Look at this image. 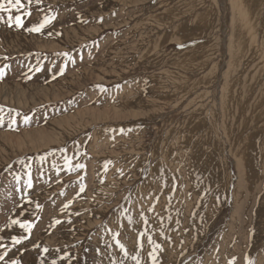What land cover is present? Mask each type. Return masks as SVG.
Returning a JSON list of instances; mask_svg holds the SVG:
<instances>
[{
  "label": "rangeland",
  "instance_id": "rangeland-1",
  "mask_svg": "<svg viewBox=\"0 0 264 264\" xmlns=\"http://www.w3.org/2000/svg\"><path fill=\"white\" fill-rule=\"evenodd\" d=\"M238 1L0 13V264H264V0Z\"/></svg>",
  "mask_w": 264,
  "mask_h": 264
},
{
  "label": "snow or ice",
  "instance_id": "snow-or-ice-1",
  "mask_svg": "<svg viewBox=\"0 0 264 264\" xmlns=\"http://www.w3.org/2000/svg\"><path fill=\"white\" fill-rule=\"evenodd\" d=\"M42 2V0H0V13H8L7 16V23L9 27H12L13 24L15 25L16 28H21L24 26V20L23 17L29 16L31 15L30 10L25 11V8L28 6H31L32 4H36L39 5ZM13 10L18 13L15 16L12 15ZM55 19V16L53 15H46L43 17V19L36 24L33 27H30L27 29V31L32 32V33H39L41 32L47 24L51 23V21H53ZM63 55L67 56V53H64ZM5 59H7L5 57ZM37 71H39V69H36ZM3 69H0V78H2L3 76ZM60 74H63V68H61L60 70ZM29 79L31 77H28ZM55 78V77H53ZM101 91H106V89L101 88ZM25 120H27V117H25ZM12 123H15V121L13 120ZM110 162H106L105 164V169H107V164ZM76 168H83L85 167L83 164H76L75 165ZM101 183H103V181H101ZM29 187H31V181H29ZM84 191V187L81 186L80 188V192ZM68 205H65V207H67ZM37 207H39V205H37ZM129 219V223H131V217L128 218ZM56 223H59V221H56ZM14 224H19L20 228L24 230L25 233H29L31 232V229L33 227V224L30 222H20L18 220H10L8 227H11ZM141 235H143V233H141ZM28 239V236L26 235H21V236H13L11 238V244L12 246H16L21 244L24 240ZM148 242L151 244L152 243V239L151 237H148ZM118 246L121 248V250L123 251V245H119ZM161 246L159 244L154 245V249L153 251H155L156 249H159ZM44 252H47L48 249L44 248L43 249ZM151 255V254H150ZM8 256V251H4L3 254H0V261H5V258ZM134 260H136V264H140V261L134 256L133 257ZM246 264H252L251 260L246 257ZM11 264H19L18 261L13 260L11 262ZM41 264H43V262H41ZM53 264H55V261H53ZM152 264H156V258L155 256H152ZM234 264V262H233Z\"/></svg>",
  "mask_w": 264,
  "mask_h": 264
},
{
  "label": "bare ground",
  "instance_id": "bare-ground-1",
  "mask_svg": "<svg viewBox=\"0 0 264 264\" xmlns=\"http://www.w3.org/2000/svg\"><path fill=\"white\" fill-rule=\"evenodd\" d=\"M206 1H207V0H206ZM233 1H234V0H233ZM239 1H241V0H239ZM239 1H238V2H239ZM251 1H252V0H251ZM255 1H256V0H255ZM202 2H203V1H202ZM202 2H201V3H202ZM235 2H236V1H235ZM238 2H237V3H238ZM241 2H242V1H241ZM232 3H233V2H232ZM237 3H235V4H237ZM239 3H240V2H239ZM242 3H243V2H242ZM248 3H249V2H248ZM194 5H195V4H194ZM214 5H215V4H214ZM232 6H233V5H232ZM238 6H239V5H238ZM238 6H236V7L238 8ZM241 6H242V5H241ZM262 6H263V5H262ZM233 7H234V6H233ZM239 7H240V6H239ZM263 7H264V6H263ZM263 7H262V9H263ZM237 8H235V9H237ZM198 10H199V9H198ZM198 10H197V11H198ZM244 10H245V9H244ZM263 10H264V9H263ZM263 10H262V11H263ZM170 11H171V10H170ZM210 12H211V10H210ZM165 13H166V12H165ZM205 13H206V12H205ZM235 13H236V12H235ZM241 13H243V12L241 11ZM245 13H246V11H245ZM239 14H240V13H239ZM262 15H263V14H262ZM262 15H261V16H262ZM142 16H143V15H142ZM165 16H166V15H165ZM169 16H170V15H169ZM169 16H168V17L166 16V18H169ZM197 16H198V15H197ZM205 17H206V16H205ZM237 17H238V16H237ZM241 17L243 18V15H242ZM170 18H171V17H170ZM206 18H207V17H206ZM261 18H262V17H261ZM236 20H237V19H236ZM240 20H241V19H240ZM240 20H239V21H240ZM244 20H246V17H245ZM244 20H243V21H244ZM146 21H147V20H146ZM245 22H246V21H245ZM240 23H241V22H240ZM255 24H256V23H255ZM245 25H247V24L245 23ZM259 25H260V24H259ZM239 26H240V25H239ZM262 26H264V25H262ZM87 29H88V28H87ZM236 30H237V29H236ZM257 30H258V29H257ZM72 31H73V30H72ZM90 31H91V30H90ZM248 31H249V30H248ZM259 31H260V29H259ZM240 32H241V31H240ZM246 32H247V30H246ZM235 33H236V32H235ZM242 33H243V31H242ZM248 33H249V32H248ZM248 33H247V34H248ZM67 34H68V33H67ZM243 34H244V33H243ZM243 34H242V35H243ZM242 35H241V36H242ZM234 36H235V35H234ZM239 36H240V35H239ZM247 37H248V36H247ZM242 38H243V37H242ZM249 38H250V37H249ZM243 39H245V38H243ZM243 39H242V40H243ZM252 39H253V38H252ZM68 40H69V39H68ZM248 40H249V39H248ZM14 41H15V40H14ZM238 41H239V40H238ZM246 41H247V40H245V42H246ZM254 41H255V39H254ZM239 42H240V44H241L243 41H242V42L239 41ZM248 42H249V41H248ZM250 42H251V40H250ZM8 43H9V42H8ZM169 43H170V42H169ZM176 44H177V43H176ZM240 44H239V46H240ZM249 44H250V43H249ZM252 44H254V43L252 42ZM26 46H27V45H26ZM52 46H53V45H52ZM235 46H236V45H235ZM254 46H255V45H254ZM200 47H201V46H200ZM236 47H238V46H236ZM242 47H243V44H242ZM256 47H257V46H256ZM201 48H203V47H201ZM251 48H252V47H251ZM236 49H238V48H236ZM244 49H245V48H244ZM244 49H243V50H244ZM243 50H240V51H243ZM257 50H258V49H257ZM257 50H255V52H256ZM199 51H200V50H199ZM210 51L212 52V50H210ZM233 51H234V50H233ZM249 51H254V49L249 50ZM200 52H201V51H200ZM214 52H215V51H214ZM243 52H244V51H243ZM243 52H242V53H243ZM245 52H246V51H245ZM247 52H248V51H247ZM240 53H241V52H240ZM251 53L254 54V52H251ZM187 54H188V53H187ZM203 54H205V53H203ZM216 54H217V53H216ZM243 54H244V53H243ZM243 54H242V55H243ZM248 54H249V56H251V55H250V52H249ZM194 55H195V53H194ZM200 55H201V54H200ZM182 56H183V55H182ZM240 56H241V55H240ZM249 56H247V57H249ZM241 57H242V56H241ZM245 57H246V56H245ZM247 57H246V58H247ZM252 57H253V56H252ZM159 58H160V57H159ZM159 58H158V59H159ZM250 58H251V57H250ZM242 59H243V58H242ZM258 59H259V58H258ZM204 60H205V59H204ZM245 60H248V59H244V61H245ZM254 60H255V59H254ZM254 60H253V61H254ZM244 61H243V62H244ZM250 61H251V60H250ZM259 61H260V60H259ZM259 61H258V62H259ZM235 62L237 63V61H235ZM239 62H241V61H239ZM243 62H242V63H243ZM255 62H256V61H255ZM156 63H157V62H156ZM156 63H155V65H156ZM172 63H173V62H172ZM150 64H151V63H150ZM202 64H203V63H202ZM232 64H233V63H232ZM243 64H244V63H243ZM253 64H254V63H253ZM262 64H263V62H262ZM262 64H261V65H262ZM199 65H200V64H199ZM234 65H235V63H234ZM256 65H257V64H256ZM157 66H159V65H157ZM184 66H185V65H184ZM195 66H196V65H195ZM232 66H233V65H232ZM240 66H241V65H240ZM242 66H243V65H242ZM262 66H263V65H262ZM262 66H261V67H262ZM196 67H199V66H196ZM204 67H205V66H204ZM229 67H230V66H229ZM257 67H258V66H257ZM179 68H180V67H179ZM183 68H184V67H183ZM200 68H201V67H200ZM255 68H256V66H255ZM156 69H157V68H156ZM202 69H203V68H202ZM216 69H217V68H216ZM243 69H244V68H243ZM259 69H261V68H259ZM171 70H172V69H171ZM212 70H213V69H212ZM232 70H234V68H233ZM236 70H237V68H236ZM241 70H242V69H241ZM253 70H254V68H253ZM263 70H264V68H263ZM166 71H167V70H166ZM103 72H104V71H103ZM263 72H264V71H263ZM172 73H173V72H172ZM226 74H227V73H226ZM250 74H251V73H249V76H250ZM178 76H179V75H178ZM245 76H246V74H245ZM245 76H244V77H245ZM86 77H87V76H86ZM182 77H183V76H182ZM228 77L230 78V76H228ZM262 77H263V76H262ZM153 78H154V77H153ZM165 78H166V77H165ZM240 78H241V77H240ZM94 80H96V79H94ZM181 80H182V79H181ZM225 80H226V79H225ZM235 80H236V79H235ZM235 80H234V82H235ZM244 80H245V79H244ZM260 80H261V79H260ZM82 81H83V80H82ZM198 81H199V80H198ZM239 81H240V80H239ZM245 81H246V80H245ZM194 82H195V81H194ZM174 83H175V82H174ZM182 83H183V82H182ZM201 83H202V82H201ZM230 83H231V81H230ZM255 83H256V82H255ZM255 83H254V84H255ZM260 83H261V82H260ZM232 84H233V81H232ZM238 84H239V83H238ZM247 84H248V83H247ZM184 85H185V84H184ZM228 85H229V84H228ZM187 86H188V85H187ZM79 89H80V88H79ZM236 90H237V89H236ZM246 90H247V89H246ZM246 90H245V91H246ZM226 92H227V91H226ZM229 92H230V91H229ZM59 93H60V92H59ZM192 93H193V92H192ZM208 93H209V92H208ZM223 93H224V92H223ZM247 93H250V92H247ZM261 93H262V92H260V94H261ZM37 94H38V93H37ZM241 94H242V93H241ZM251 94H252V92H251ZM174 95H176V94H174ZM177 95H178V94H177ZM229 95H231V94H229ZM204 96H205V95H204ZM255 96H256V95H255ZM262 96H263V95H262ZM63 97H64V96H63ZM63 97H62V98H63ZM228 97H229V96H228ZM231 97H232V96H231ZM70 98H71V97H70ZM196 98H197V97H196ZM237 98H238V97H237ZM242 98H243V96H242ZM251 98H252V97H251ZM254 98H255V97H254ZM240 99H241V98H240ZM245 99H246V98H245ZM245 99H244V100H245ZM248 99H249V98H248ZM248 99H247V100H248ZM227 100H228V98H227ZM241 100H242V99H241ZM247 100H246V101H247ZM251 100H252V99H251ZM259 100H260V99H259ZM131 101H132V100H131ZM131 101H130V102H131ZM149 101H150V100H149ZM209 101H210V100H209ZM239 101H240V100H239ZM222 102H223V101H222ZM227 102H228V101H227ZM237 102H238V101H237ZM255 102H257V101H255ZM40 103H42V102H40ZM224 103H225V102H224ZM224 103H223V105H224ZM239 103H240V102H239ZM239 103H238V104H239ZM242 103H243V102H242ZM259 103H260V102H259ZM253 104H254V103H253ZM260 104H261V103H260ZM263 104H264V103H263ZM243 105H244V104H243ZM201 106H202V105H201ZM261 106H262V105H261ZM227 107H228V106H227ZM230 107H231V106H230ZM247 107H248V106H247ZM183 108H184V107H183ZM237 108H238V107H237ZM254 108H255V107H254ZM257 108H259V107H257ZM262 108H264V107H262ZM140 109H141V108H140ZM201 109H202V108H201ZM222 109H223V108H222ZM239 109H240V108H239ZM255 109H256V108H255ZM230 110H231V108H230ZM204 111H205V110H204ZM85 112H86V111H85ZM94 112H95V111H94ZM94 112H93V113H94ZM213 112H214V111H213ZM224 112H226V111H224ZM228 112H229V110H228ZM108 113H109V112H108ZM229 113H230V112H229ZM229 113H228V114H229ZM85 114H86V113H85ZM94 114H95V113H94ZM109 114H110V113H109ZM132 114H133V113H132ZM96 115H97V114H96ZM98 115H99V114H98ZM142 115H144V114H142ZM261 115H262V114H261ZM99 116H100V115H99ZM92 117H93V116H92ZM92 117H91V118H92ZM94 117H95V116H94ZM215 117H216V116H215ZM261 117H262V116H261ZM261 117H259V119H260ZM131 118H132V117H131ZM134 118H135V117H134ZM124 119H125V118H124ZM132 119H133V118H132ZM216 119H217V118H216ZM228 119H229V118H228ZM262 119H263V117H262ZM262 119H261V121H262ZM214 120H215V119H214ZM227 121H228V120H227ZM261 121H260V122H261ZM63 122H64V121H63ZM228 123H229V122H228ZM257 123H259V122H257ZM59 124H60V123H59ZM52 125H53V124H52ZM56 125H57V124H56ZM68 125H69V124H68ZM53 126H54V125H53ZM63 126H66V125H63ZM178 126H179V125H178ZM223 126H224V125H223ZM260 126H261V125H260ZM68 127H69V126H68ZM68 127H67V128H68ZM180 127H181V126H180ZM262 128H263V127H262ZM33 130H35V129H33ZM70 130H71V129H70ZM23 131H24V130H23ZM42 131H43V129H42ZM48 131H49V130H48ZM36 132H37V131H36ZM23 133H24V132H23ZM44 133H45V132H44ZM175 133H176V132H175ZM37 134H38V133H37ZM37 134H36V135H37ZM3 135H4V134H3ZM7 135H8V134H7ZM26 135H28V134H26ZM34 135H35V134H34ZM8 136H9V135H8ZM10 136H11V135H10ZM24 136H25V135H24ZM43 136H44V135H43ZM70 136H71V135H70ZM194 136H195V135H194ZM20 137H21V136H20ZM26 137L28 138V136H26ZM44 137H45V136H44ZM46 137H47V136H46ZM51 137H52V136H51ZM11 138H12V137H11ZM16 138H17V137H16ZM38 138H41V136L37 135V139H38ZM69 138H70V137H69ZM190 138H191V137H190ZM211 138H212V137H211ZM3 139H5V136H4ZM14 139H15V137H14ZM20 139H21V138H20ZM31 139H32V138H31ZM33 139H34V137H33ZM43 139H44V138H43ZM22 140H23V139H22ZM26 140H27V139H26ZM48 140H49V139H48ZM193 140H194V139H193ZM214 140H215V138H214ZM4 141H5V140H4ZM29 141L31 142V140H29ZM37 141H38V140H37ZM209 141H210V139H209ZM15 142L17 143V141H15ZM21 142H22V141H21ZM6 143H7V142H6ZM38 143H39V142H38ZM64 143H65V142H64ZM182 143H183V142H182ZM188 143H189V142H188ZM194 143H195V142H194ZM196 143H197V142H196ZM214 143H215V142H214ZM17 144H18V143H17ZM55 144H56V143H55ZM22 145H23V144H22ZM32 145H33V144H32ZM36 146H37V144H36ZM30 147H31V146H30ZM14 151H15V150H14ZM26 153H27V152H26ZM167 155H168V154H167ZM164 162H165V161H164ZM170 163H171V162H170ZM198 165H199V164H198ZM251 165H252V164H251ZM165 168H166V167H165ZM199 169H200V168H199ZM262 169H263V168H262ZM161 171H162V170H161ZM162 174H163V173H162ZM172 174H173V172H172ZM191 175H192V174H191ZM170 178H171V177H170ZM202 178H203V177H202ZM179 180H180V179H179ZM173 186H174V185H173ZM201 191H202V190H201ZM201 191H200V192H201ZM171 192H172V191H171ZM188 193H189V192H188ZM188 193H187V194H188ZM194 193H195V192H194ZM204 193H205V192H204ZM199 194H200V193H199ZM194 197H195V196H194ZM180 198H181V197H180ZM189 204H190V203H189ZM132 207H133V206H132ZM152 207H153V206H152ZM136 208H137V207H136ZM261 208H262V207H261ZM164 209H165V208H164ZM136 210H137V209H136ZM175 211H176V210H175ZM189 212H190V211H189ZM162 214H163V213H162ZM166 214H167V213H166ZM168 214H169V213H168ZM165 218H166V217H165ZM176 219H177V215H176ZM194 219H195V218H194ZM161 220H162V219H161ZM166 223H167V222H166ZM189 237H190V236H189ZM191 237H192V236H191ZM182 240H183V239H182ZM193 242H194V241H193ZM183 256H184V255H183ZM188 257H189V256H188ZM174 263H175V262H174Z\"/></svg>",
  "mask_w": 264,
  "mask_h": 264
}]
</instances>
